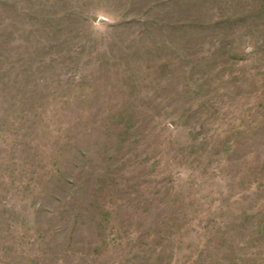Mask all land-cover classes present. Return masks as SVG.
I'll use <instances>...</instances> for the list:
<instances>
[{
	"label": "rangeland",
	"instance_id": "obj_1",
	"mask_svg": "<svg viewBox=\"0 0 264 264\" xmlns=\"http://www.w3.org/2000/svg\"><path fill=\"white\" fill-rule=\"evenodd\" d=\"M0 264H264V0H0Z\"/></svg>",
	"mask_w": 264,
	"mask_h": 264
}]
</instances>
